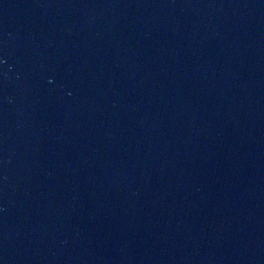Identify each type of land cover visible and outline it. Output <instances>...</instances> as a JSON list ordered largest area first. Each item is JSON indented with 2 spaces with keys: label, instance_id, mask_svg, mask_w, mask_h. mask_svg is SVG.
<instances>
[{
  "label": "water",
  "instance_id": "95a60500",
  "mask_svg": "<svg viewBox=\"0 0 264 264\" xmlns=\"http://www.w3.org/2000/svg\"><path fill=\"white\" fill-rule=\"evenodd\" d=\"M0 264H264V0H0Z\"/></svg>",
  "mask_w": 264,
  "mask_h": 264
}]
</instances>
